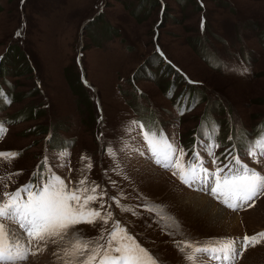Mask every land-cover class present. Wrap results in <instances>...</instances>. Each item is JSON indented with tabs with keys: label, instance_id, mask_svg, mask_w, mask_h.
<instances>
[{
	"label": "rangeland",
	"instance_id": "rangeland-1",
	"mask_svg": "<svg viewBox=\"0 0 264 264\" xmlns=\"http://www.w3.org/2000/svg\"><path fill=\"white\" fill-rule=\"evenodd\" d=\"M14 49L22 61H11ZM262 120L264 0H0V152L20 153L0 160V192L52 174L73 189L87 178L99 186L92 206L112 217L77 225L85 239L119 224L163 264H189L180 241L264 232V193L220 206L158 164L144 137L166 138L186 165L221 176L239 167L233 157L264 174V156L248 155ZM190 192L227 212L210 221ZM65 244L33 246L22 264H62ZM234 264H264V242Z\"/></svg>",
	"mask_w": 264,
	"mask_h": 264
},
{
	"label": "snow or ice",
	"instance_id": "snow-or-ice-1",
	"mask_svg": "<svg viewBox=\"0 0 264 264\" xmlns=\"http://www.w3.org/2000/svg\"><path fill=\"white\" fill-rule=\"evenodd\" d=\"M4 131L0 127V132ZM144 137L150 151L157 157L158 164L176 169L173 174L179 175L180 180L189 186L195 182L209 184L210 192L218 199L222 198V203L233 210L264 193V174L242 164L238 157L233 159L239 167L231 174L221 176L223 168H217L214 173L209 172L203 167V161L198 165H186L183 162V149L175 148L166 138L147 131ZM19 155L18 152H0V160L11 162ZM248 155L254 160L258 155L264 156V131L248 146ZM87 167L90 169L91 164ZM33 175L41 176L39 173ZM210 177H215L214 186H211ZM77 183L78 187L70 188L63 178L52 174L42 183L29 182L15 191L0 192V264H22L28 255L35 254L32 252L33 246L42 250V244L57 241H66L61 255L62 264H163L119 224L114 225L107 238L101 234L98 240L85 239L75 230L80 224H107L112 217L110 212L102 215L98 208L92 206L98 199L94 195L98 185L92 182L93 186L89 187L87 178ZM148 210L157 211L162 218L172 220L163 215L162 208ZM6 221L18 225L26 237V243L9 232ZM172 222L175 223L174 220ZM100 240L106 242L100 243ZM262 242L264 232L245 235L242 242L227 238L201 245L199 242L184 240L178 242L177 247L189 264H201V255L221 261L222 264H234L236 258L249 247Z\"/></svg>",
	"mask_w": 264,
	"mask_h": 264
},
{
	"label": "bare ground",
	"instance_id": "bare-ground-1",
	"mask_svg": "<svg viewBox=\"0 0 264 264\" xmlns=\"http://www.w3.org/2000/svg\"><path fill=\"white\" fill-rule=\"evenodd\" d=\"M210 179V178H209ZM164 182V181H163ZM210 182H211V185L212 184H214V183H212L213 182V177H212V179H210ZM198 185L199 186H201V188H200V190H202L203 189V191L205 192V189H206V191H208L209 190V184H202V183H199L198 182ZM191 193V192H190ZM216 196V195H215ZM190 197H193L194 198V204H195V208L197 207V209L200 211V212H202V213H204L205 214V216L206 215H208L207 217H208V219L210 220V221H217L218 220V218H219V216H220V214H219V209H222L223 210V212H227L224 208H222V207H219V209H215V202L217 203V204H219L220 206H221V204L219 203V201L220 200H222V199H218L217 198V196L215 197V198H213L214 200H215V202L214 201H212V200H210L207 196H205V197H202V195H200L199 197L197 196V195H195V194H193V193H191V194H189V198L188 199H190ZM195 199H197L198 201H195ZM186 200V199H185ZM193 201V200H192ZM221 202V201H220ZM231 211V210H230ZM219 215V216H218ZM235 217L237 218V216L235 215ZM227 218H222V220L223 221H225ZM222 222V221H221ZM236 222H237V220L234 218V220H233V223H235L236 224ZM12 234H14V236L16 237V238H18V239H20L21 240V234L19 233V230L16 228V232H13L12 231ZM22 241V240H21ZM203 260L204 261H208V260H205L204 258H203ZM205 264V263H204ZM208 264H222V262L221 261H217V260H213V261H210V263H208Z\"/></svg>",
	"mask_w": 264,
	"mask_h": 264
},
{
	"label": "trees",
	"instance_id": "trees-1",
	"mask_svg": "<svg viewBox=\"0 0 264 264\" xmlns=\"http://www.w3.org/2000/svg\"><path fill=\"white\" fill-rule=\"evenodd\" d=\"M18 52H19V49H16V50L14 49L13 52H12V54H11V56H12V60H11V61H12L13 63H14V61H15V57H17V56H18V58H20V61H22V58H23V57H22V55H19ZM27 106H30V105H27ZM27 106H26V107H27ZM24 108H25V107H24ZM22 110H23V109H22ZM22 110H21V111H22ZM261 124L264 126V120H262V121L260 122V125H261Z\"/></svg>",
	"mask_w": 264,
	"mask_h": 264
},
{
	"label": "water",
	"instance_id": "water-1",
	"mask_svg": "<svg viewBox=\"0 0 264 264\" xmlns=\"http://www.w3.org/2000/svg\"><path fill=\"white\" fill-rule=\"evenodd\" d=\"M87 20H88V19H86V20L84 21V23L81 24V26H80L81 30H83L84 25L86 24Z\"/></svg>",
	"mask_w": 264,
	"mask_h": 264
}]
</instances>
